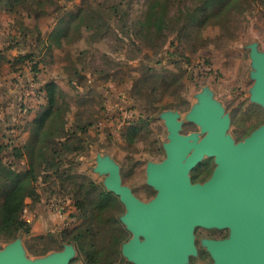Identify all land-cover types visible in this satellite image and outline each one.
I'll return each instance as SVG.
<instances>
[{"label": "rangeland", "instance_id": "obj_1", "mask_svg": "<svg viewBox=\"0 0 264 264\" xmlns=\"http://www.w3.org/2000/svg\"><path fill=\"white\" fill-rule=\"evenodd\" d=\"M153 2L0 0V122L10 124L0 132V159L18 169L15 154L20 146L9 139L6 144V134L15 128L12 123L25 127L26 116L35 109L32 103L44 97L45 81H58V101L68 110L64 115L70 134L87 128L72 136L71 148L64 150V174L59 177L38 169L39 198L26 205L23 215L31 210L35 215L50 212L55 218L49 217L52 221L41 235L32 232L37 217L33 218L30 234L20 236L32 261L70 244L75 254L69 264H86L76 244L62 235L92 220L90 203L104 202L99 194L108 191L107 174L94 171L97 154L109 155L119 165L123 185L141 201L156 197L158 191L148 183L147 169L150 162L160 163L167 157L170 131L164 113L177 114L181 134L201 140L206 133L189 117L200 95L207 92L230 117L228 134L236 142L264 123V108L252 100L256 69L251 58L253 48L264 54V0H231L226 6L217 0L196 18L205 0H163L161 27L147 34L141 21ZM6 14L13 19L15 32L4 25ZM58 27L62 45L50 37ZM17 47L21 54H16ZM27 53L31 56L23 58ZM11 73L18 76L9 77ZM9 85L21 87L11 92ZM203 163H208L206 170ZM215 167L214 157L205 156L190 177L194 183H203ZM115 197L105 202L94 234L84 245L86 249L96 245L120 264H134L117 253L134 235L121 220L127 208ZM79 199L86 203L82 210L76 206ZM193 236L195 250L183 264H214L208 243L228 238L230 231L198 226ZM11 242L0 239V251Z\"/></svg>", "mask_w": 264, "mask_h": 264}, {"label": "water", "instance_id": "obj_2", "mask_svg": "<svg viewBox=\"0 0 264 264\" xmlns=\"http://www.w3.org/2000/svg\"><path fill=\"white\" fill-rule=\"evenodd\" d=\"M256 83L252 100L264 108V54L253 48ZM170 131L167 157L148 164V183L157 191L149 202L137 198L123 185L120 167L105 154H97L95 172L107 174L108 191L127 208L121 217L134 237L122 254L134 264H183L195 250L198 226L229 229L230 236L208 243L214 264H264V123L243 141L229 134L230 117L207 92L190 114L206 135L201 139L181 134L177 114L164 113ZM205 156L216 167L203 183H194L190 172ZM75 249L32 261L18 237L0 251V264H69Z\"/></svg>", "mask_w": 264, "mask_h": 264}, {"label": "trees", "instance_id": "obj_3", "mask_svg": "<svg viewBox=\"0 0 264 264\" xmlns=\"http://www.w3.org/2000/svg\"><path fill=\"white\" fill-rule=\"evenodd\" d=\"M162 1L154 0L152 4H148L144 13L145 18L141 21L142 29L147 31V34L152 32L153 28L159 29L161 27L165 13V6H162ZM216 1L205 0L204 6L197 9L194 17L196 18L198 13L205 9L212 8ZM218 1L221 2L222 6H226L231 0ZM206 18L207 16L204 21ZM50 37H53L60 45V38L63 37L61 28L58 27ZM30 56L31 54L27 53L23 58ZM43 90H45L46 104L40 107L31 124L29 140L22 147L16 149L15 154L16 157H23L24 155L27 157L28 168L25 170L15 169L0 159V239L3 241H14L20 236L30 234L31 224L23 217V211L26 208L28 198L33 201L39 198L36 186L39 170L46 174L52 172L56 176L64 174L65 171L62 169L64 150L71 148V137L76 136V133L87 132V128H82L70 134L64 115L68 110L65 105L59 104L58 93L60 89L55 81L48 82ZM201 167L206 170L208 163H203ZM200 175L201 173L198 174V176ZM91 186H94L93 183ZM99 197L104 202H97L95 203L96 206L90 203L93 210L90 217L92 220L82 223L73 231H64L63 240L76 244L79 251L85 255L86 264H97L102 257H105L104 264H120L115 261L111 254L106 255V253L100 252L95 247L96 245L92 244L89 249H86L84 245L85 240L94 234L95 220L103 214L105 202L116 198L114 193L107 190H102ZM85 205V201H81V199L76 204L79 210L84 209ZM42 238V236H38L37 239ZM117 253L121 255L120 250Z\"/></svg>", "mask_w": 264, "mask_h": 264}, {"label": "crops", "instance_id": "obj_4", "mask_svg": "<svg viewBox=\"0 0 264 264\" xmlns=\"http://www.w3.org/2000/svg\"><path fill=\"white\" fill-rule=\"evenodd\" d=\"M6 17H7V20L6 21L4 20V25L8 27V30L10 32H11V30H12V32H15V29L16 28L14 26L13 19L9 15H7V14H6ZM9 22H12V23L10 24ZM55 25H56V21H54L53 28H54ZM3 38H5V37H3ZM31 38L33 39L34 37H31ZM1 41L3 43H9L8 40H1ZM60 44L62 45V42ZM16 49H17L16 50V54H21L22 53V49L21 48L17 47ZM16 54H14V55L16 56ZM14 75L15 76L16 75L18 76V73L17 74H14V73L12 74L11 73L9 77H11V76L13 77ZM19 82H20V84H22V79H20ZM55 82L58 84V81L57 80H55ZM47 83H48L47 81L44 82L45 85ZM45 85H43V89H44V86ZM9 87L10 88H8V89H10V91H11V89H20L21 86L18 87L17 85H14V87H11V85H9ZM11 94H12L13 97L15 96V95H13V93H11ZM18 94L20 95V90H19ZM8 98H10L9 95H8ZM41 99L42 100L41 101H38V103H37V101H36V103L35 102L34 103L30 102V103H32L31 107H33L35 109L33 110L34 112L32 111L33 113L30 114V116H26L28 118L27 119L28 122H26L25 127L21 128V126L19 125V123L17 125H15L14 123H12L15 126V128L13 127L11 129H8V132L6 134V139H5L6 144L8 143L7 140L9 139V140H11L12 143L15 142V143H17V145H19L20 147H22L29 140V138H30V127H31V124H32L33 120L35 119L38 111L40 110V107L42 105L46 104L45 92H44V97L41 98ZM37 104H38V106H37ZM22 120L23 119H21L20 122ZM7 121L8 122H11V119H10L9 116H8ZM13 122H17V118L15 116L13 117ZM6 124H8V125H6ZM6 126L9 127L10 124L7 123V122H5V123H1L0 122V132H3L4 133ZM27 126H28V128H26ZM7 149H9L8 145H7ZM15 159L17 160L16 166L18 167V169L24 170V169H27L28 168V161H27V157L25 155L23 157H15ZM28 200L29 201H27V205H29L30 203H33L34 202L32 199H28ZM40 201H38L37 203L40 204ZM23 216H24L25 220H27L31 224H33L32 223L33 220H34L33 218H36L37 217L36 222L32 226V232H34V233L36 232V234L41 235L49 227L48 224L52 221L49 217H51L53 215L50 212H47V213L42 212V213H40V215H35V213L30 210L29 213H25ZM61 216L63 218V217H65V214L64 215H61ZM53 218H55V216H53ZM57 218H59V217H57Z\"/></svg>", "mask_w": 264, "mask_h": 264}, {"label": "flooded vegetation", "instance_id": "obj_5", "mask_svg": "<svg viewBox=\"0 0 264 264\" xmlns=\"http://www.w3.org/2000/svg\"><path fill=\"white\" fill-rule=\"evenodd\" d=\"M118 198V201L120 202V198L117 196ZM227 236H224V237H221V238H218V239H225ZM121 251V254H122V249L120 250Z\"/></svg>", "mask_w": 264, "mask_h": 264}, {"label": "built area", "instance_id": "obj_6", "mask_svg": "<svg viewBox=\"0 0 264 264\" xmlns=\"http://www.w3.org/2000/svg\"><path fill=\"white\" fill-rule=\"evenodd\" d=\"M31 86H33V85H31ZM34 90V89H33ZM32 90V91H33ZM35 92H37V89L35 90ZM32 93V92H31ZM33 93H34V91H33ZM29 93H27L26 95H28ZM36 94H38V93H36ZM34 95H35V93H34ZM41 96L43 97L44 96V94L43 93H41Z\"/></svg>", "mask_w": 264, "mask_h": 264}]
</instances>
